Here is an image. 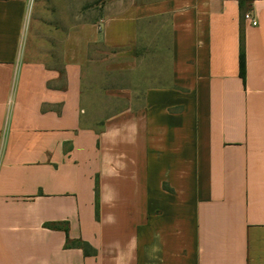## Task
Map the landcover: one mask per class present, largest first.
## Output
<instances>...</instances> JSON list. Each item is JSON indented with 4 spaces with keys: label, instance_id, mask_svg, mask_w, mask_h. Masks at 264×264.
<instances>
[{
    "label": "crops",
    "instance_id": "crops-1",
    "mask_svg": "<svg viewBox=\"0 0 264 264\" xmlns=\"http://www.w3.org/2000/svg\"><path fill=\"white\" fill-rule=\"evenodd\" d=\"M30 7L0 0V264H264V0H129L43 50ZM99 46L135 83L94 125Z\"/></svg>",
    "mask_w": 264,
    "mask_h": 264
},
{
    "label": "rangeland",
    "instance_id": "rangeland-1",
    "mask_svg": "<svg viewBox=\"0 0 264 264\" xmlns=\"http://www.w3.org/2000/svg\"><path fill=\"white\" fill-rule=\"evenodd\" d=\"M129 0H30V16L32 17L30 32L34 48L57 47V39L53 35H61L74 23L95 21L120 3ZM142 1V0H141ZM45 40V41H43ZM50 42H47V41ZM51 50V49H50ZM53 51V50H51ZM55 51V50H54ZM101 46L93 49L92 62L86 67L83 86V103L88 109L94 125L108 113L120 108L123 103L114 99H105L104 91L108 86H132L134 78L131 74H106L100 61L105 55ZM148 60L145 63L146 72L138 75L137 82L143 86L148 84ZM140 79V80H139Z\"/></svg>",
    "mask_w": 264,
    "mask_h": 264
},
{
    "label": "trees",
    "instance_id": "trees-1",
    "mask_svg": "<svg viewBox=\"0 0 264 264\" xmlns=\"http://www.w3.org/2000/svg\"><path fill=\"white\" fill-rule=\"evenodd\" d=\"M240 73L244 79V77H245V53H244V35H243V33L241 34V37H240ZM49 226L59 227V228H62L63 230H65L67 232V227L63 223L60 225L55 224V225H49ZM67 245L80 247L84 250V252L86 254H89L92 251L91 248L88 246V244L80 242V241L68 242Z\"/></svg>",
    "mask_w": 264,
    "mask_h": 264
},
{
    "label": "built area",
    "instance_id": "built-area-1",
    "mask_svg": "<svg viewBox=\"0 0 264 264\" xmlns=\"http://www.w3.org/2000/svg\"><path fill=\"white\" fill-rule=\"evenodd\" d=\"M244 20L247 23H250L252 26H257L258 25V21L257 19L253 16V14L251 12H248L244 15Z\"/></svg>",
    "mask_w": 264,
    "mask_h": 264
}]
</instances>
